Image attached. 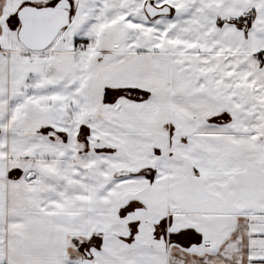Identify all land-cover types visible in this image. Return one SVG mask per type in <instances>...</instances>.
<instances>
[{
	"label": "snow or ice",
	"instance_id": "1",
	"mask_svg": "<svg viewBox=\"0 0 264 264\" xmlns=\"http://www.w3.org/2000/svg\"><path fill=\"white\" fill-rule=\"evenodd\" d=\"M0 264H264V0H0Z\"/></svg>",
	"mask_w": 264,
	"mask_h": 264
}]
</instances>
